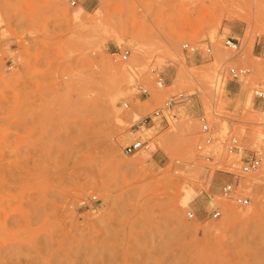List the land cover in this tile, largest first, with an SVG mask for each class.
I'll return each mask as SVG.
<instances>
[{"label": "rangeland", "instance_id": "obj_1", "mask_svg": "<svg viewBox=\"0 0 264 264\" xmlns=\"http://www.w3.org/2000/svg\"><path fill=\"white\" fill-rule=\"evenodd\" d=\"M72 1L0 0V264H264V0Z\"/></svg>", "mask_w": 264, "mask_h": 264}, {"label": "built area", "instance_id": "obj_2", "mask_svg": "<svg viewBox=\"0 0 264 264\" xmlns=\"http://www.w3.org/2000/svg\"><path fill=\"white\" fill-rule=\"evenodd\" d=\"M76 0L72 1V5L74 6L76 4ZM232 40L226 41V45L232 44ZM182 49L186 52H193L195 53L197 49L194 46H191L189 44H184L182 46ZM207 53H210V50L207 49ZM128 52L126 51L121 59L123 61L127 60ZM261 57L264 60V44L262 46L261 50ZM248 73V70L245 69H229V75L232 77V79H237L241 76H245ZM156 85L159 88H162L164 85V80L162 76L157 75L156 77ZM143 94L146 93V91H142ZM254 97L262 102L264 104V91L261 90H254ZM184 98L183 94H179L177 96L171 97L166 103L164 108L158 109L156 112L153 113V117L162 116V113L164 110H170L175 104L182 101ZM149 120V122H152V117L149 116L146 118ZM199 124L201 127V133H202V139L201 144L197 146V151L201 157H203L206 161L212 160L211 154V145L214 141V137L212 136V127L210 124V121L205 117L201 116L199 117ZM226 154L228 156L233 155H240L239 162L240 167L234 169L237 171V173H233V180L226 182L220 187L219 194L221 198L226 199L236 206L239 207H247L250 203V200L248 197H245L242 195V192L239 190V177L241 175H246L250 173H255L261 169L264 168V149L258 150L253 152L250 155H241L242 153V147L241 144L238 143L235 139H232L229 141V143L226 144ZM148 144L146 141L138 140L136 142H133L127 146L124 147V152L127 155H132L138 152L142 149H147ZM210 216L213 219H217L222 216V211L218 207H214L212 209V212L210 213ZM187 217L189 219L194 218V213L189 211L187 213Z\"/></svg>", "mask_w": 264, "mask_h": 264}, {"label": "bare ground", "instance_id": "obj_3", "mask_svg": "<svg viewBox=\"0 0 264 264\" xmlns=\"http://www.w3.org/2000/svg\"><path fill=\"white\" fill-rule=\"evenodd\" d=\"M86 9V8H85ZM85 9H83V7L82 8H79V11H77V12H75V14H74V16H73V18L74 19H80V12H84V10ZM256 75V73L254 74V76ZM247 83H244L243 84V86L242 87H245V85H246ZM189 102V101H188ZM247 102H250V98H247ZM261 176H263V177H261L262 179L264 178V175L262 174ZM231 219V218H230Z\"/></svg>", "mask_w": 264, "mask_h": 264}, {"label": "crops", "instance_id": "obj_4", "mask_svg": "<svg viewBox=\"0 0 264 264\" xmlns=\"http://www.w3.org/2000/svg\"><path fill=\"white\" fill-rule=\"evenodd\" d=\"M261 50H262V48L257 47V48L255 49V52H256L257 54H260V55H261Z\"/></svg>", "mask_w": 264, "mask_h": 264}]
</instances>
